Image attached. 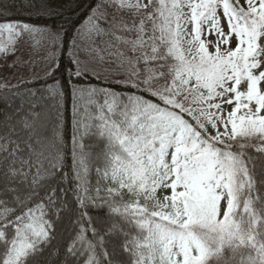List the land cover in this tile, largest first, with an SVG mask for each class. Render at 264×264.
<instances>
[{"label":"snow or ice","instance_id":"6c2138e0","mask_svg":"<svg viewBox=\"0 0 264 264\" xmlns=\"http://www.w3.org/2000/svg\"><path fill=\"white\" fill-rule=\"evenodd\" d=\"M38 31L0 13V52ZM84 33L124 49H69L73 94L98 113L84 134L115 186L93 193L82 145L66 170L37 95L62 86L0 83V264H229L240 249L264 264V0H98Z\"/></svg>","mask_w":264,"mask_h":264},{"label":"trees","instance_id":"16d2710c","mask_svg":"<svg viewBox=\"0 0 264 264\" xmlns=\"http://www.w3.org/2000/svg\"><path fill=\"white\" fill-rule=\"evenodd\" d=\"M97 2L98 0H2L3 5L6 7H0V13L5 17L18 19L21 23L60 30L62 34L61 48L56 59V65L49 72L55 76L56 80L49 79L45 74L39 78L29 80L32 83L21 84L20 91L23 92L26 88L42 89L46 84H55L57 88L62 86L63 92L61 96H48L46 92H38V96L43 95L45 97L41 101L42 109L38 110H42L44 113L49 134L59 125L66 170L72 167L74 152L77 159L80 158L81 145L83 146V154L88 168L86 178L88 186L93 193L97 187L104 189L115 185L110 181V173L109 178H104L102 171L101 173L97 172L98 168L101 170L104 168L102 160L98 159L101 149L99 138L92 134H84L83 125L98 123L94 119H88L89 116L94 117L98 113L95 104L89 103L87 94L79 92L75 95L73 94L76 81L73 76L74 66L70 62L67 48L69 40L73 39L77 30H80L91 8H94ZM104 38L113 40L109 36L95 37L96 40L100 41V46ZM82 58L83 60L86 59V55H82ZM114 59V56L110 57L111 62L105 64V67L116 65L113 61ZM121 70V68L117 67L106 74L112 77L113 85H115V81L124 77L125 71L122 72ZM57 81L59 83H56ZM92 82L93 84L98 83L95 80ZM122 90L126 89L123 86H116V91ZM16 102L18 103L19 101L17 100ZM98 103H103L102 98L98 100ZM3 107L4 102L0 101V108ZM86 108L87 112L85 111ZM81 136H83L82 139ZM251 154L258 155L255 149L251 150ZM98 180L100 181L99 184L97 183ZM101 194H103V191ZM126 202H131V198L126 197ZM103 211H106V209ZM238 211H242V209H238ZM248 254L247 249H240L236 253L231 250H225L224 260L229 262V264H240L242 257L246 258ZM252 254L254 255V253ZM209 264H215V257L210 259Z\"/></svg>","mask_w":264,"mask_h":264},{"label":"rangeland","instance_id":"374dc122","mask_svg":"<svg viewBox=\"0 0 264 264\" xmlns=\"http://www.w3.org/2000/svg\"><path fill=\"white\" fill-rule=\"evenodd\" d=\"M38 32L31 34H25L23 37L15 38V53L9 52L7 55L0 52V83H4L6 80L10 84H16L21 81H29L35 78H39L49 73L51 69L56 65V59L61 48V32L58 29L45 28L37 26ZM74 35L68 43L67 53L73 45V42L79 46L77 51L79 52V58L83 60L82 55H85L82 49L91 48L93 41L95 45L99 47H105V42H109L115 47L108 48V52H115L117 50H124L117 41L102 39V45L100 41L95 39V36L89 38L86 33L82 35ZM214 39V37H210ZM0 44H8L7 33L0 34ZM11 46V45H9ZM107 55V53H106ZM13 61H17L14 67H9L13 64ZM116 64L115 59L113 60ZM108 68L115 69L116 65L108 66ZM124 72V70H121ZM107 74V73H105ZM229 105H224V111H231ZM46 119V118H45Z\"/></svg>","mask_w":264,"mask_h":264}]
</instances>
